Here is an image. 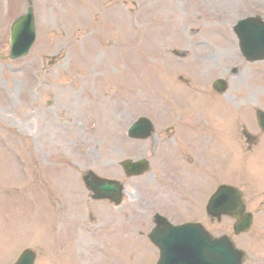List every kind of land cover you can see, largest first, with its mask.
Returning <instances> with one entry per match:
<instances>
[{
    "label": "rangeland",
    "instance_id": "374dc122",
    "mask_svg": "<svg viewBox=\"0 0 264 264\" xmlns=\"http://www.w3.org/2000/svg\"><path fill=\"white\" fill-rule=\"evenodd\" d=\"M30 1L37 40L26 58L10 61L8 30ZM253 14L264 15V0H0V264H13L25 249L36 251L37 264H155L158 252L147 239L154 214L194 217L193 200L207 201L175 190L172 173L181 188L192 190L194 184L172 163L173 137L164 127L178 105L170 102L194 98L202 82L232 79V88L240 89L234 94L247 106L241 108V124L252 131L250 102L264 109V63L243 62L230 28ZM97 19L103 26L98 28ZM125 29L130 37L121 34ZM153 36L157 52L138 48ZM141 67L156 76L148 87L141 84ZM232 67L238 73L231 70L236 75L230 77L224 71ZM179 76L188 84L178 82ZM139 116L157 128L145 142L126 137ZM216 127L198 137L200 147L211 134L219 137ZM109 131L110 139L104 134ZM221 139L232 144L229 134ZM244 142L242 136L237 167L231 152L223 159L221 146L210 151L204 185L212 194L218 183L234 182L254 215L251 230L235 237L228 219L203 222L213 236L227 235L245 252L243 264H264V135L255 149ZM128 154L148 155L152 166L126 181L123 207L92 202L83 174L92 170L122 179L117 162ZM181 158L187 161L180 165H194L186 155ZM216 161H225L224 176Z\"/></svg>",
    "mask_w": 264,
    "mask_h": 264
},
{
    "label": "water",
    "instance_id": "95a60500",
    "mask_svg": "<svg viewBox=\"0 0 264 264\" xmlns=\"http://www.w3.org/2000/svg\"><path fill=\"white\" fill-rule=\"evenodd\" d=\"M29 16H31V10L27 16L18 20L13 28L11 37V59L13 60L26 56L35 40L32 21L28 22ZM26 26L29 29L25 32L23 30ZM238 33L242 40L241 47L242 49L244 47L247 56L256 52L258 57L254 59L263 60L264 25L258 26L253 20L243 22L240 23ZM123 166L130 170V174H141L145 170V168L141 169L142 165L130 167L123 164ZM84 180L95 194L94 198L117 200L120 195L121 187L117 184L110 185L108 182L98 180L92 174H89ZM229 196H231L227 199L229 203L226 204L223 199ZM237 197L239 201L235 202L234 199ZM210 209L215 210V213H210L214 217L219 218L224 214L235 216L240 220L242 211L240 195L238 196L228 188L221 189L213 198ZM160 222L162 223V221ZM161 223L158 222V228L150 235L152 243L161 250L162 256L159 264H241V254L235 251L227 240L213 241L201 228L195 226L172 227L165 225L163 228L164 224ZM250 224V216L240 220L236 226V234L247 231ZM32 259L30 253H24L19 264H31Z\"/></svg>",
    "mask_w": 264,
    "mask_h": 264
},
{
    "label": "bare ground",
    "instance_id": "6f19581e",
    "mask_svg": "<svg viewBox=\"0 0 264 264\" xmlns=\"http://www.w3.org/2000/svg\"><path fill=\"white\" fill-rule=\"evenodd\" d=\"M81 20V19H80ZM126 21V20H125ZM128 23V25H129V21H126V22H123V26H124V28H125V24H127ZM166 25V24H165ZM168 25V24H167ZM166 25V26H167ZM98 26L100 27V26H103V23H102V21L101 22H99L98 23ZM168 27H165V29H167ZM126 29H128V26L126 27ZM125 29V31L123 32L122 31V35L123 36H125V35H127L128 37H130V35H129V33H128V31ZM123 30V29H122ZM157 38H158V36H153V41L152 42H149L147 39H145V41H141V43L139 44V46H138V48H144V50L143 51H146V52H157V50L156 51H154L153 49H154V47H153V45L156 43V41H157ZM127 46H129V41H127ZM127 46H123V47H127ZM122 47V48H123ZM131 47V46H130ZM124 49V48H123ZM134 54V53H133ZM129 58L128 57H125V58H122V66H125L126 68H127V70L125 71V73H124V75L126 76L127 74H128V64H129ZM142 71H143V78H142V80H141V84L142 85H146L147 87L148 86H150V85H152L153 83H154V81H155V79H156V76H155V74H152L150 71H149V69H147L146 67L144 68V67H141L140 68ZM105 131H107V130H105ZM104 134H106V136H107V138H109L110 139V137H111V135H112V132H108V133H104ZM61 173H62V170L60 171ZM57 179V178H56Z\"/></svg>",
    "mask_w": 264,
    "mask_h": 264
}]
</instances>
